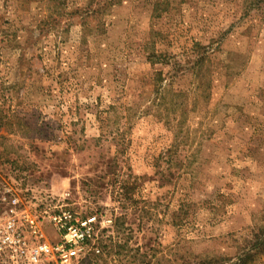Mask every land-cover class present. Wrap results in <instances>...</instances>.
<instances>
[{
    "label": "rangeland",
    "instance_id": "rangeland-1",
    "mask_svg": "<svg viewBox=\"0 0 264 264\" xmlns=\"http://www.w3.org/2000/svg\"><path fill=\"white\" fill-rule=\"evenodd\" d=\"M23 2L0 0V221L18 197L56 241L47 214L95 215L80 264H264V0Z\"/></svg>",
    "mask_w": 264,
    "mask_h": 264
},
{
    "label": "built area",
    "instance_id": "built-area-1",
    "mask_svg": "<svg viewBox=\"0 0 264 264\" xmlns=\"http://www.w3.org/2000/svg\"><path fill=\"white\" fill-rule=\"evenodd\" d=\"M43 221V216L12 197L0 221V264H80L88 250L100 251L98 225L105 221L99 222L95 215L79 217L63 207L47 214L46 222L52 226L56 241L47 238Z\"/></svg>",
    "mask_w": 264,
    "mask_h": 264
},
{
    "label": "trees",
    "instance_id": "trees-1",
    "mask_svg": "<svg viewBox=\"0 0 264 264\" xmlns=\"http://www.w3.org/2000/svg\"><path fill=\"white\" fill-rule=\"evenodd\" d=\"M27 1H30V0H27ZM21 2L23 3V4H21V6H22L21 9L22 10L25 11V9H29L27 7V5L24 4L23 0H21ZM115 2H116V0H97V3H95V5H97L98 3L99 4L101 3V7L98 10H89V13L92 14V15H94L96 13H99L100 10H102L106 6H110V5L115 4ZM41 24H43L42 19L39 20L37 27L41 28ZM258 237H259V240L255 241V244H254L253 248H256L258 252L263 253L264 252V227H263V230H261L260 233L257 234L256 238H258ZM97 243H98V246L101 248V250L98 253H95L94 251H91L90 255H88L89 258H90V256H92L90 258L91 260L99 259L102 256V254L104 253L105 249H106V248H104L103 244L99 242V240H98ZM86 263H87V261H86Z\"/></svg>",
    "mask_w": 264,
    "mask_h": 264
}]
</instances>
